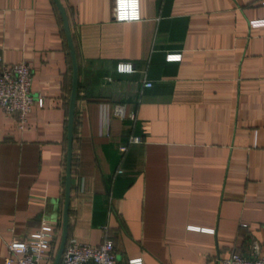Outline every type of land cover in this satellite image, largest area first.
I'll list each match as a JSON object with an SVG mask.
<instances>
[{
  "label": "crops",
  "instance_id": "crops-1",
  "mask_svg": "<svg viewBox=\"0 0 264 264\" xmlns=\"http://www.w3.org/2000/svg\"><path fill=\"white\" fill-rule=\"evenodd\" d=\"M59 1L77 61L67 239H110L116 264L264 255V0H139L135 21L113 0ZM0 56L29 61L43 97L23 128L0 108V256L49 219L54 258L72 66L53 0H0Z\"/></svg>",
  "mask_w": 264,
  "mask_h": 264
},
{
  "label": "built area",
  "instance_id": "built-area-1",
  "mask_svg": "<svg viewBox=\"0 0 264 264\" xmlns=\"http://www.w3.org/2000/svg\"><path fill=\"white\" fill-rule=\"evenodd\" d=\"M113 18L116 21H135L140 19L139 0H113ZM251 26L264 25V18L250 21ZM180 53L167 54V59L178 60ZM119 73H129L134 65L128 60L115 63ZM32 66L27 60L7 64L0 56V108L7 114L16 117L18 128H23L27 114L34 103L42 105L43 97L31 91ZM106 81L111 77L106 76ZM151 82L144 81L145 86ZM113 114L121 116L123 108L120 104L113 106ZM131 141H139L138 136H131ZM56 222L43 219L39 228L25 237L13 238L7 243V253L0 256V264H52V242ZM245 225V224H242ZM195 228V226H189ZM198 229V227H197ZM213 231V228H200ZM246 255L232 251L227 256H219L218 264H264V255L257 253ZM117 253L114 243L106 238L97 243L80 242L73 238L66 240L58 264H116ZM129 264H142L141 257L128 259Z\"/></svg>",
  "mask_w": 264,
  "mask_h": 264
},
{
  "label": "water",
  "instance_id": "water-1",
  "mask_svg": "<svg viewBox=\"0 0 264 264\" xmlns=\"http://www.w3.org/2000/svg\"><path fill=\"white\" fill-rule=\"evenodd\" d=\"M53 1L61 15L64 33L71 58V66H72L71 88L69 94L68 115H67V162H66V174H65V185H64V209H63L60 241L52 261V264H58L61 253L63 251L64 245L67 240V216H68V204H69V196H70V165H71V154H72V129H73L74 106H75L76 91H77V61H76L74 46L72 43V38L69 30L68 18L66 12L59 0H53Z\"/></svg>",
  "mask_w": 264,
  "mask_h": 264
}]
</instances>
